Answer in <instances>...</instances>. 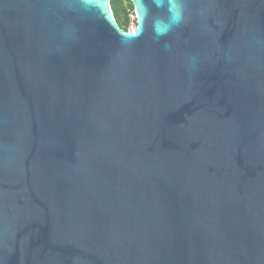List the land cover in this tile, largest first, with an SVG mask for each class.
<instances>
[{
	"label": "water",
	"instance_id": "95a60500",
	"mask_svg": "<svg viewBox=\"0 0 264 264\" xmlns=\"http://www.w3.org/2000/svg\"><path fill=\"white\" fill-rule=\"evenodd\" d=\"M130 2L0 0V264H264V0Z\"/></svg>",
	"mask_w": 264,
	"mask_h": 264
},
{
	"label": "trees",
	"instance_id": "16d2710c",
	"mask_svg": "<svg viewBox=\"0 0 264 264\" xmlns=\"http://www.w3.org/2000/svg\"><path fill=\"white\" fill-rule=\"evenodd\" d=\"M111 10L119 27L127 32L129 15H134V8L130 0H110Z\"/></svg>",
	"mask_w": 264,
	"mask_h": 264
},
{
	"label": "clouds",
	"instance_id": "9594fccd",
	"mask_svg": "<svg viewBox=\"0 0 264 264\" xmlns=\"http://www.w3.org/2000/svg\"><path fill=\"white\" fill-rule=\"evenodd\" d=\"M156 3H157L158 6H160L163 3V0H156ZM169 5H170V9L169 10L173 11L174 8H175V4H174L173 0H169ZM172 18H173V20H175L177 18L174 11H173V17ZM142 19H143V17H141V20ZM167 27H168L167 24L158 21L156 23V32H157V34H162L163 32H165L167 30Z\"/></svg>",
	"mask_w": 264,
	"mask_h": 264
},
{
	"label": "built area",
	"instance_id": "2783aa9c",
	"mask_svg": "<svg viewBox=\"0 0 264 264\" xmlns=\"http://www.w3.org/2000/svg\"><path fill=\"white\" fill-rule=\"evenodd\" d=\"M130 18H131V15H130ZM134 15L132 14V21L129 22V26H128V30L127 32H134L135 31V28H136V22L134 21Z\"/></svg>",
	"mask_w": 264,
	"mask_h": 264
},
{
	"label": "rangeland",
	"instance_id": "374dc122",
	"mask_svg": "<svg viewBox=\"0 0 264 264\" xmlns=\"http://www.w3.org/2000/svg\"><path fill=\"white\" fill-rule=\"evenodd\" d=\"M129 19H130V22L132 21V15H131V18H130V15H129ZM134 19H135V16H134ZM135 21V20H134ZM136 22V21H135ZM130 24V23H129Z\"/></svg>",
	"mask_w": 264,
	"mask_h": 264
},
{
	"label": "snow or ice",
	"instance_id": "6c2138e0",
	"mask_svg": "<svg viewBox=\"0 0 264 264\" xmlns=\"http://www.w3.org/2000/svg\"><path fill=\"white\" fill-rule=\"evenodd\" d=\"M86 2H90V0H86Z\"/></svg>",
	"mask_w": 264,
	"mask_h": 264
}]
</instances>
